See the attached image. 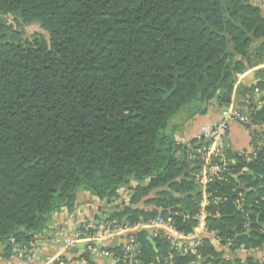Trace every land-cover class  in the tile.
I'll list each match as a JSON object with an SVG mask.
<instances>
[{"label":"trees","instance_id":"16d2710c","mask_svg":"<svg viewBox=\"0 0 264 264\" xmlns=\"http://www.w3.org/2000/svg\"><path fill=\"white\" fill-rule=\"evenodd\" d=\"M0 17L47 34L0 41V255L71 213L79 190L110 204L128 189L127 203L105 223L170 217L184 234L198 226L206 196L205 227L221 245L264 247L262 132L254 159L224 149L225 180L204 191L195 179L202 163L190 149L200 144L169 133L182 113L192 118L213 102L231 103L254 41L262 40L255 54L263 58L264 16L251 0H0ZM254 77L244 91L247 114L262 124L253 94L264 91V68ZM143 198L151 208L133 207ZM129 237L139 263L160 256L165 264L171 254L175 264H228L207 238L193 254L161 233L156 251L142 234Z\"/></svg>","mask_w":264,"mask_h":264},{"label":"crops","instance_id":"0c3cea01","mask_svg":"<svg viewBox=\"0 0 264 264\" xmlns=\"http://www.w3.org/2000/svg\"><path fill=\"white\" fill-rule=\"evenodd\" d=\"M261 14L264 16L263 9H261ZM261 42L262 40L254 41L248 50V64L246 65V70L237 75L231 103L228 106H221L213 102L204 115H196L192 118H187L186 115L182 113L170 123L169 133L178 143L188 144L195 140L199 136L201 128L204 125L216 123L219 120L221 111L226 108L249 116V114H247L249 110L248 96L245 97L244 91L256 83L254 73L258 69L264 68V56L262 59H258L255 54V49ZM258 90L262 93L261 96L255 94V92L253 94L257 102L261 100V97H264V91ZM255 125L259 127V131H264V123ZM227 131L229 150L235 154L247 152L250 145V137L246 127L232 120L228 123ZM160 190H157V192ZM128 195V189H124L120 193L118 200L107 204L106 201H99L88 192L79 190L75 197L73 211L71 213L67 211L60 212L55 215L48 229H45L41 233L38 238L39 246L32 259L29 261L18 259L16 249L18 250L21 247H17L14 248L12 254L6 252L4 254L5 256L0 255V264H53L55 258L59 256L70 260V262L73 261L72 264H162V257L160 256H157L154 262L146 261L139 263L136 258L137 254L133 255V260H125L123 256L119 255L121 251L123 252L127 244V234L134 232L142 234V236L148 240V243L152 246L154 251L158 249V246L154 243V238L158 233L164 235L172 247L176 245L179 248L186 246L191 248L194 242L207 238L215 249L223 253L222 259L228 264H264V247L260 249H245L241 246L238 249L232 250L229 244L224 246L221 245L216 234L213 232H205L199 224L192 233L184 234L177 232L174 226L170 229L150 226L148 223H140L131 227L128 231L118 230L112 236L103 240H98L93 251H88L89 242L84 246H74L69 252L63 254L59 251L62 240L67 233L78 230L81 224L89 220H93L96 226L101 227L110 214L118 207L121 208L123 203H127L129 198ZM146 199L147 198H143L140 203L133 205V207L140 209L151 208L144 206ZM248 234L249 231L246 232V235ZM77 243H82V241ZM107 247L109 250L106 249ZM133 250V253H138L137 246H135ZM0 252H2L1 246ZM81 255H87V262L81 259ZM172 258L171 254H169L167 258H164L165 264H175Z\"/></svg>","mask_w":264,"mask_h":264},{"label":"built area","instance_id":"2783aa9c","mask_svg":"<svg viewBox=\"0 0 264 264\" xmlns=\"http://www.w3.org/2000/svg\"><path fill=\"white\" fill-rule=\"evenodd\" d=\"M251 3L264 10V0H251ZM255 94L261 96V92L258 89H255ZM264 107V99H261L257 102V108L261 109ZM237 121L246 127L247 132L250 137V145L247 152H244L243 157L246 160L254 159L256 156V152L254 147L256 143H258L257 132L259 131V127L255 124H251L249 121V117L238 113L232 109L226 108L221 111L219 120L214 124L204 125L201 128L199 136L195 139L197 144H200L198 148H190L194 153L199 155V160L201 161V170L195 176L196 181L202 187L203 191L205 190L206 185L212 181H224V177L222 176L227 172V161L223 156V151L226 147H228V123L230 121ZM264 135V131H261ZM264 139V136H263ZM207 204V197L204 196L203 200L199 204L200 212L197 215V220L199 226L205 232L208 230L205 227L204 219L205 212L204 208ZM237 206L239 205V200L236 201ZM150 226H159L164 228H172V219L170 217L163 218L158 216L151 221L148 222ZM131 227L128 225L122 224V226H118L116 221H111L109 223H104L101 227L95 225L93 220H89L80 225L78 230L67 233L63 240L62 245L59 248V251L63 254L69 252L77 242L82 239H85L88 245V251H93L96 246V242L98 240L106 239L107 237L112 236L116 231L123 230L128 231ZM199 245V241L193 243V247L190 248L191 253H195L194 247ZM39 246V240L33 241L29 243L27 246L21 247L18 250L16 249L17 257L20 260L29 261L32 259L36 253V249ZM134 239L132 237L128 238L127 244L123 249V258L125 260H133V252L134 247ZM187 248V247H186ZM184 249V253H186L189 249ZM53 264H71L70 260L65 259L62 256L55 258Z\"/></svg>","mask_w":264,"mask_h":264},{"label":"rangeland","instance_id":"374dc122","mask_svg":"<svg viewBox=\"0 0 264 264\" xmlns=\"http://www.w3.org/2000/svg\"><path fill=\"white\" fill-rule=\"evenodd\" d=\"M35 33H40L47 37L38 25L24 26L11 17H0V41L1 42H23L31 39ZM185 114V113H184ZM186 115V114H185Z\"/></svg>","mask_w":264,"mask_h":264},{"label":"water","instance_id":"95a60500","mask_svg":"<svg viewBox=\"0 0 264 264\" xmlns=\"http://www.w3.org/2000/svg\"><path fill=\"white\" fill-rule=\"evenodd\" d=\"M261 99H264V97H261ZM80 241H82V243H77L75 246L76 247H79V246H84L85 244H87V241L85 240V239H82V240H80ZM79 241V242H80Z\"/></svg>","mask_w":264,"mask_h":264}]
</instances>
